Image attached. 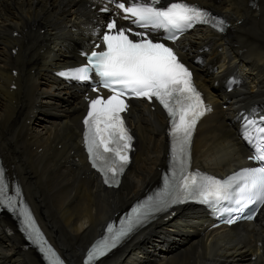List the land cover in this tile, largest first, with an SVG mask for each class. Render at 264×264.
Segmentation results:
<instances>
[{"label":"bare ground","instance_id":"6f19581e","mask_svg":"<svg viewBox=\"0 0 264 264\" xmlns=\"http://www.w3.org/2000/svg\"><path fill=\"white\" fill-rule=\"evenodd\" d=\"M193 1L221 15L226 30H198L178 42L181 59L200 60L194 79L214 105L196 128L190 158L196 168L224 175L247 156L232 113L250 107L264 112V0ZM105 6L101 0H0L1 163L68 264H80L104 223L156 183L166 153L163 117L134 101L126 116L136 148L120 185L101 188L84 164L78 147L82 95L53 73L74 64L76 51L88 46V25L103 18L97 12L111 14L100 12ZM228 75L242 82L225 93ZM203 222L198 211L182 209L97 264H264V211L258 222L228 229L205 231ZM7 227L13 225L0 214V264H41Z\"/></svg>","mask_w":264,"mask_h":264},{"label":"snow or ice","instance_id":"6c2138e0","mask_svg":"<svg viewBox=\"0 0 264 264\" xmlns=\"http://www.w3.org/2000/svg\"><path fill=\"white\" fill-rule=\"evenodd\" d=\"M106 3L114 4L124 13L122 19L143 31L118 26L116 16L119 13L114 14L107 22L106 30L104 27L97 30L98 38H102L103 50H94L86 55L85 66L62 73L78 81H88L94 73L99 82L93 91L102 87L111 93L107 98L98 95L91 99L83 121L84 141L92 167L101 173L106 184L118 183V176L129 163L133 139L121 114L128 110V99L143 98L149 102L153 99L158 101L170 118L169 136L174 168L171 180L165 181L164 190L155 199L133 209V214L129 215L119 231L89 251L85 264H92V261L106 255L123 237L148 219L150 213L165 211L174 204L183 203L193 198L197 191L204 201L226 200L235 196L237 203L243 202L242 206L264 205V163L260 167L243 169L226 182L209 180L201 184L195 174L188 172L192 135L198 119L207 109L192 84L191 71L170 46L150 38V31L163 30L167 33L163 39L175 41V33H183L197 24H209L218 31H224L223 20L184 0L166 6H158L161 0H127V6L117 0H106ZM101 11L110 12V9L105 6ZM96 47L99 49L101 45L97 44ZM243 128L244 138L253 149L249 159L264 162V117L258 121L246 119ZM109 173L112 174L111 178ZM8 190L6 171L0 167V205L19 212L28 239L39 246L48 264H62L53 249L47 246L30 211L18 199L19 189L15 190V197L8 196ZM228 223L233 221L230 219Z\"/></svg>","mask_w":264,"mask_h":264}]
</instances>
